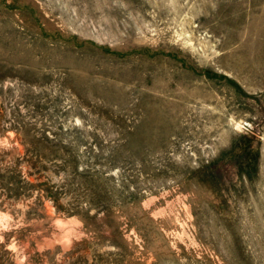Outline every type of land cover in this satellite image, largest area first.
Listing matches in <instances>:
<instances>
[{"label":"rangeland","instance_id":"374dc122","mask_svg":"<svg viewBox=\"0 0 264 264\" xmlns=\"http://www.w3.org/2000/svg\"><path fill=\"white\" fill-rule=\"evenodd\" d=\"M0 264H264V0H0Z\"/></svg>","mask_w":264,"mask_h":264}]
</instances>
